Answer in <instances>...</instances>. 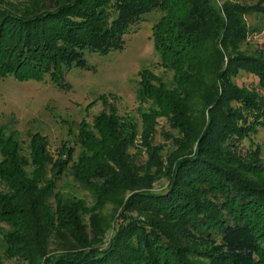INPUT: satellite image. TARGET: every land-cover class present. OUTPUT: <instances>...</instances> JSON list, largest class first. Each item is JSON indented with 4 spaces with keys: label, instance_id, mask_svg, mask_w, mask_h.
I'll return each mask as SVG.
<instances>
[{
    "label": "trees",
    "instance_id": "1",
    "mask_svg": "<svg viewBox=\"0 0 264 264\" xmlns=\"http://www.w3.org/2000/svg\"><path fill=\"white\" fill-rule=\"evenodd\" d=\"M156 10L161 16L152 37L175 85L141 71L139 97L154 105L142 114L146 163L129 152L137 125L113 110L81 126L76 160L66 144L52 154L40 132L30 134L26 149L0 124V247L7 258L25 264H264V160L252 138L264 128V55L242 48L245 16L264 13V0L221 6L214 0H33L22 6L0 0V79L49 77L63 87L69 68H91L86 52L122 49L125 35ZM241 71L257 76L259 89L240 86ZM159 117L178 132L167 161L153 145ZM69 167L96 193V207L110 201L122 208L107 248L97 245L110 217L91 218L89 230L85 202L57 190ZM151 169L167 175L166 191L152 190Z\"/></svg>",
    "mask_w": 264,
    "mask_h": 264
},
{
    "label": "rangeland",
    "instance_id": "2",
    "mask_svg": "<svg viewBox=\"0 0 264 264\" xmlns=\"http://www.w3.org/2000/svg\"><path fill=\"white\" fill-rule=\"evenodd\" d=\"M9 1L22 6L33 0ZM223 1L225 0H214L218 6H221ZM232 1L255 4L259 0ZM160 16L161 12L158 10L147 14L138 26L125 35V45L122 49L113 50L106 55L86 52L91 68L76 66L69 68L66 85L63 87L55 85L49 77L43 81H19L13 77L0 79V124L6 126V133L21 140L23 147L27 149L30 134L40 132L48 137L52 154L56 156L61 147L67 145L68 148L74 147L76 160L82 150L77 143L81 126L84 123L92 126L97 115L104 111L111 113L113 110L137 125L139 135L136 146H132L129 152L140 164L146 163L150 155L141 141L142 114L154 105L152 101H143L139 97L141 71L148 69L160 77L168 87L175 85L174 71L162 65L161 56L155 48L152 37L153 26ZM245 20L249 32L242 48L253 54L264 55V13H248ZM235 80L240 86L259 89V79L253 74L241 71ZM259 90L264 94V91ZM158 122L153 145L161 146L159 154L167 161L176 149L173 138L178 132L170 126L165 117H159ZM252 138L254 143L262 148L264 160V128ZM249 144V141H244L246 146L244 148ZM155 170H152L156 175L152 190L166 191L169 185L167 175H158ZM150 171L146 170V172ZM57 190L65 199H79L85 202L88 212L84 215V219L89 225V230L92 228L91 218L97 216L102 220L105 216L108 219L110 217L111 225L97 245L100 249L107 248L122 222L121 216L116 218L122 213V208L118 209L110 201L100 208L96 207V193L75 180L70 167L58 180ZM130 195V192H126V199ZM130 215L144 218L137 212H132ZM4 226L7 227L6 224ZM51 248L55 249L56 245H52ZM0 252L5 264H25L18 258H7L1 247Z\"/></svg>",
    "mask_w": 264,
    "mask_h": 264
}]
</instances>
